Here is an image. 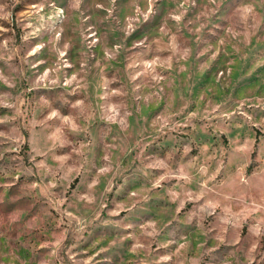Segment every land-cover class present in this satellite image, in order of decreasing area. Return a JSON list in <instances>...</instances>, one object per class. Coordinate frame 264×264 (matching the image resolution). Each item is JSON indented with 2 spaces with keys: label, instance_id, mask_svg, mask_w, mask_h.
<instances>
[{
  "label": "rangeland",
  "instance_id": "374dc122",
  "mask_svg": "<svg viewBox=\"0 0 264 264\" xmlns=\"http://www.w3.org/2000/svg\"><path fill=\"white\" fill-rule=\"evenodd\" d=\"M264 264V0H0V264Z\"/></svg>",
  "mask_w": 264,
  "mask_h": 264
},
{
  "label": "built area",
  "instance_id": "2783aa9c",
  "mask_svg": "<svg viewBox=\"0 0 264 264\" xmlns=\"http://www.w3.org/2000/svg\"><path fill=\"white\" fill-rule=\"evenodd\" d=\"M67 264H71V263H67Z\"/></svg>",
  "mask_w": 264,
  "mask_h": 264
}]
</instances>
